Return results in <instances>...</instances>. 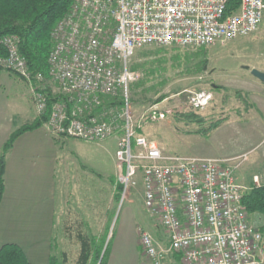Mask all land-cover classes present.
Masks as SVG:
<instances>
[{
    "label": "built area",
    "instance_id": "1",
    "mask_svg": "<svg viewBox=\"0 0 264 264\" xmlns=\"http://www.w3.org/2000/svg\"><path fill=\"white\" fill-rule=\"evenodd\" d=\"M228 1L73 0L51 31L48 77L34 75L18 34L0 38L7 50L0 66L30 84L39 114L48 107L46 87L61 95L45 123L51 132L95 142L121 133L115 153L120 207L139 177L144 208L168 237L167 244L159 243L150 230L138 226L150 264H165L170 253L180 256V264H264V224L252 221L243 202L249 188L264 184V176L253 175L249 186L236 175L248 153L227 158L166 153L145 128L166 119L172 107L158 102L137 117L132 100L139 81L131 64L136 50L204 47L259 28L264 0H240L230 13ZM107 96L120 98L122 105L94 113ZM187 96L188 106L200 110L214 92L201 89Z\"/></svg>",
    "mask_w": 264,
    "mask_h": 264
},
{
    "label": "rangeland",
    "instance_id": "2",
    "mask_svg": "<svg viewBox=\"0 0 264 264\" xmlns=\"http://www.w3.org/2000/svg\"><path fill=\"white\" fill-rule=\"evenodd\" d=\"M204 47L150 45L136 50L131 61L139 73V81L135 85L132 95L136 116L140 117L151 105L158 102L160 105L172 107L173 112L166 119L152 123L145 128L148 136L156 141L166 153L197 155L201 151L216 150L217 154H223L234 147L239 150L242 145H247L250 141L251 146L258 144L253 151H248L249 158H252L258 153L264 152V137H261L264 135V128L260 123L261 118L245 115V110L248 107L236 106L240 101L238 98L242 100L246 96L245 91L250 86L245 67L255 63L264 67V19L259 28L250 35L224 42L218 41ZM202 58L207 60L205 69L199 72L194 71L197 61ZM152 69L156 71L151 73ZM14 76L16 80L10 92V99L15 106H18L16 107L18 111H20V106L29 110L27 114H18L16 117L17 122L23 124L30 122L35 117L36 106L32 99L30 84L20 76ZM142 81L144 82L142 83ZM201 89L213 90L214 99L205 108L193 110L188 106V92ZM187 112H195L198 116L189 120L184 116ZM242 113L243 115H241ZM225 116L231 120L222 126L219 133L232 132L236 135V138L230 141L231 144L227 149L219 146L215 142L216 140L214 141L210 137V133L205 134L203 130L210 123ZM249 131H251V136L248 138ZM50 133L53 136H61L59 144L61 149L58 152L56 173L58 185L64 180L63 185L66 187L65 192L68 199L66 201L64 194L63 218L61 217L63 221H60L57 211L53 218L54 234L57 237L55 241L57 240L60 247H64L68 251L70 264H75L78 248L77 244L72 243L66 234L64 229L66 219L75 220L77 217H86L91 222L93 232H106L109 238L114 229L117 230L114 221L118 218L119 213H122L121 211L130 214L136 224L138 222L146 224L152 220L144 208L142 182L139 177L137 185L131 190L132 196L121 207L120 199L117 200L114 197L116 189L114 191L112 175L116 176L118 183L117 173H111L114 171L113 155L117 146L114 137H120V132L99 142L80 140L51 131ZM246 148L248 147L239 151L249 150ZM81 163L97 168L102 174L111 176L102 175L98 178L93 176L91 178L93 182L88 174H84L80 170ZM242 164L247 169L249 161L245 160ZM63 171L65 177L62 175ZM244 174L246 177L243 179L237 170L238 180L245 185L254 184L248 183L251 180L248 181L247 175H251V172L246 171ZM78 186L81 187L78 189ZM83 186H87V190L93 189V191H96L98 187V193L94 194V198L86 197L90 194L85 196L81 192ZM75 190L78 191L75 192ZM250 215L252 221L257 225L264 224L263 215L257 213ZM115 217L117 218L115 219ZM154 226L158 230L157 226ZM118 232L119 230H117ZM104 254L105 250L97 264L104 262ZM165 258L166 256L164 261ZM171 263L180 264V258L176 257ZM171 263L165 262V264Z\"/></svg>",
    "mask_w": 264,
    "mask_h": 264
},
{
    "label": "crops",
    "instance_id": "3",
    "mask_svg": "<svg viewBox=\"0 0 264 264\" xmlns=\"http://www.w3.org/2000/svg\"><path fill=\"white\" fill-rule=\"evenodd\" d=\"M254 67L264 71V67L256 63L249 64L245 67L250 86L247 91H245L246 96H244L242 100L238 98L240 101L236 107H248L245 110V115H251L255 118L259 116L261 118L260 123L264 128V81L260 80L251 72V69ZM15 80L16 79L13 78L8 71H3L0 75V150L11 131L15 127L21 125L16 120L17 115H23L27 114V111L29 112L24 106H20V111H18L16 108L18 106H15L10 99V92L15 84ZM37 114L35 110V116ZM241 115H243V113ZM230 120L231 118L226 119L210 132V137L213 138L214 141L216 140L215 142H217L219 146L226 149L228 145L231 144L230 141L236 138V135L232 132H219L222 126ZM250 136L251 131H249L248 138ZM261 137H264V135ZM56 138L59 139L58 142H56ZM114 138L117 141V150L119 137L115 136ZM60 143L61 136H53L45 124L40 128L21 134L15 140L7 155L5 191L0 203V247L6 242L17 243L23 248L29 260L35 264L48 263L50 255L55 252V250L67 251L66 248L60 247V243L56 242L57 240L55 241L57 237L54 234L53 223L56 211L60 221L63 218L64 194L66 195V201L68 200L65 192L66 187L63 185L64 180H62L59 185L57 181L56 166L59 159L58 152L61 149ZM251 145L250 141L247 145H242L239 150L245 147L249 149L243 152H240L238 148L234 147L223 154H217L218 152L216 150H205L197 155L223 158L235 157L243 153H248V151H253L258 144L255 146ZM115 153L113 155L114 171L111 172L112 174L116 172ZM247 161H249L248 168L246 169V167L241 164L238 168L239 175H242L241 177L244 179L246 177L244 173H246V171L251 172V175H247V177L248 181L251 180L248 183L252 184L253 175L259 174L264 176V152H260L252 158L248 157ZM80 166L82 167L80 170L84 174H88L90 179L93 178V176L98 178L102 175H110L102 174L97 168L88 166L85 163H81ZM64 171L62 175L65 177ZM91 180L93 181V179ZM112 180L114 182L115 191V175H112ZM80 187L81 186H78V189ZM86 187L87 186H83L81 192L85 194V196L86 194H90L86 197L91 196L94 198V194L96 195V192L98 193V187L96 191H93V189L87 190ZM77 191L78 190H75V192ZM115 192L114 197L116 195ZM121 212L122 213H119L117 216L118 218L115 217V219H117L114 221V226L119 232L117 233V230L115 231L114 229L110 238L107 236L106 232H93L90 225L91 222L86 217L80 218L76 216L77 219L75 220L66 219L64 222V229L65 225L68 223H73L75 225L82 224L86 232L98 236L105 235L103 245L105 258L103 264H150L147 257L143 255V248L139 243L138 226L143 224L152 232L157 242L167 244L168 237L164 229L150 216L152 220L148 223L144 224L143 222H138L136 224L130 214L126 213V211ZM90 214H92V212H90ZM154 225L157 226L158 230H156ZM66 234L72 243L77 244L79 251L80 244L76 240V236L67 232ZM176 257V253H170L166 256L164 263L174 262Z\"/></svg>",
    "mask_w": 264,
    "mask_h": 264
},
{
    "label": "trees",
    "instance_id": "4",
    "mask_svg": "<svg viewBox=\"0 0 264 264\" xmlns=\"http://www.w3.org/2000/svg\"><path fill=\"white\" fill-rule=\"evenodd\" d=\"M72 2L73 0H0V38L4 35L13 33L19 35L21 51L27 58L34 75L42 72L48 77V56L53 46L51 31L58 20L69 10ZM239 4L240 0H229L227 11L229 13L232 12ZM6 52L5 46L0 43V56L6 55ZM206 63V58L200 59L197 61L194 71L199 72L204 70ZM3 71H8L12 76L16 75L23 78L15 71L0 66V75ZM155 71V69L150 70L151 73ZM34 80L37 84L35 77ZM143 82L144 81H142V83ZM44 91H46L49 96L47 110L42 114L38 113L30 122H25L15 127L0 150V203L5 191L7 155L15 140L25 132L32 131L45 125L50 117L52 103L61 98V95L52 94L50 87H46ZM122 103L123 101L119 98L115 99L107 96L103 99L102 103L97 106L94 113H98L102 109L112 106L120 107ZM184 116L189 120H193L192 117L198 116V114L195 112H187ZM227 118L228 116L221 117L210 123L203 129L205 134L217 128ZM58 141L59 139L56 138V142ZM115 182V198L118 200L122 187L116 180ZM243 202L250 214L257 213L264 216V184L258 186L253 185L246 191ZM65 229L67 233L74 234L76 240L80 244L75 264H97L103 251L105 235L98 236L86 232L82 224L74 225L73 223H68L65 225ZM177 258H180L178 254ZM0 264L35 263L29 260L25 251L19 244L6 242L0 247ZM46 264H70L69 253L65 250H55V252L50 255L48 263Z\"/></svg>",
    "mask_w": 264,
    "mask_h": 264
},
{
    "label": "water",
    "instance_id": "5",
    "mask_svg": "<svg viewBox=\"0 0 264 264\" xmlns=\"http://www.w3.org/2000/svg\"><path fill=\"white\" fill-rule=\"evenodd\" d=\"M251 72L256 77H258L260 80L264 81V71L263 70H260V69L254 67V68L251 69Z\"/></svg>",
    "mask_w": 264,
    "mask_h": 264
}]
</instances>
